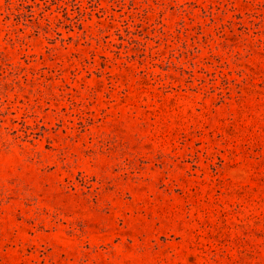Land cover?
<instances>
[{
    "label": "rangeland",
    "instance_id": "obj_1",
    "mask_svg": "<svg viewBox=\"0 0 264 264\" xmlns=\"http://www.w3.org/2000/svg\"><path fill=\"white\" fill-rule=\"evenodd\" d=\"M0 264H264V0H0Z\"/></svg>",
    "mask_w": 264,
    "mask_h": 264
}]
</instances>
